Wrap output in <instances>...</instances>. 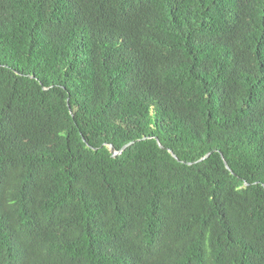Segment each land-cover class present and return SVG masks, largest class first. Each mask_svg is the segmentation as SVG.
<instances>
[{"label": "trees", "instance_id": "1", "mask_svg": "<svg viewBox=\"0 0 264 264\" xmlns=\"http://www.w3.org/2000/svg\"><path fill=\"white\" fill-rule=\"evenodd\" d=\"M0 264H264V0H0Z\"/></svg>", "mask_w": 264, "mask_h": 264}, {"label": "water", "instance_id": "2", "mask_svg": "<svg viewBox=\"0 0 264 264\" xmlns=\"http://www.w3.org/2000/svg\"><path fill=\"white\" fill-rule=\"evenodd\" d=\"M156 140H157V142L159 143V145H160L162 148H165V147L160 143V141H159L158 138H156ZM133 143H134V141H133V142H130V143H128V144H125V145L122 147L121 150H117V149L115 148V146L112 145V144H110V145L108 146V148H109V150H110V152L112 153L113 156H117V155L121 154L124 150H126V149H127L131 144H133ZM169 152L173 155V157H175L176 159H178L177 155H176L172 150L169 149ZM210 154H211V152H209L208 154H206L204 157L200 158L199 160H197V161H195V162H190L189 164H194V163H196V162L203 161L204 159H206L207 157H209ZM223 158H224V157H223ZM224 161H225V165H226V167H227L229 170H231V168H230V166L228 165V163H227V161L225 160V158H224Z\"/></svg>", "mask_w": 264, "mask_h": 264}]
</instances>
